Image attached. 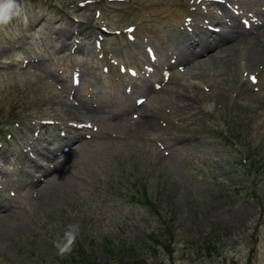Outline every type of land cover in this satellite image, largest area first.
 <instances>
[{"label": "rangeland", "instance_id": "rangeland-1", "mask_svg": "<svg viewBox=\"0 0 264 264\" xmlns=\"http://www.w3.org/2000/svg\"><path fill=\"white\" fill-rule=\"evenodd\" d=\"M228 1L264 18V0ZM17 2L0 30V119L21 125L0 138V264H71L78 248L104 264H264V25L199 0ZM221 21L243 33L229 60Z\"/></svg>", "mask_w": 264, "mask_h": 264}, {"label": "clouds", "instance_id": "clouds-1", "mask_svg": "<svg viewBox=\"0 0 264 264\" xmlns=\"http://www.w3.org/2000/svg\"><path fill=\"white\" fill-rule=\"evenodd\" d=\"M23 14L24 9L17 0H0V30L8 26L14 18L21 17ZM76 234L77 233L73 230L67 231L65 233V240L67 243L65 244L64 241H57L54 242L55 246L63 251L65 247L74 243Z\"/></svg>", "mask_w": 264, "mask_h": 264}, {"label": "trees", "instance_id": "trees-1", "mask_svg": "<svg viewBox=\"0 0 264 264\" xmlns=\"http://www.w3.org/2000/svg\"><path fill=\"white\" fill-rule=\"evenodd\" d=\"M6 124H7V122H4V121H2L0 119V127L3 126V125H6ZM240 154L242 155L241 157L243 158L242 161H244V164H246L247 157L244 156L243 151H241ZM250 174H251V172H250ZM145 203H147V205H150L148 200H146ZM165 232L167 233V241L168 242L167 241L166 242L165 241L164 242L158 241V242H156V244L157 245H161L164 249H168L169 248V244H171L170 242L173 240L174 237L172 236L171 230L169 228H166ZM218 239H219V237H217L215 239L216 243H217ZM213 245L214 244H212V246H211V244L209 245L208 243L205 244L206 250L209 251L210 250V246H211V248H213ZM76 251H77L76 254H75L76 257L72 255V258H70L72 260V261H70L71 264H104V263H98V262L96 263L95 260H91V259H89L87 257L85 258L86 253L80 248H78ZM106 264H109V263H106ZM121 264H148V263H147L146 260H144L142 258H139V257H136L134 255V256H131L128 260H126L125 263L122 262Z\"/></svg>", "mask_w": 264, "mask_h": 264}, {"label": "bare ground", "instance_id": "bare-ground-1", "mask_svg": "<svg viewBox=\"0 0 264 264\" xmlns=\"http://www.w3.org/2000/svg\"><path fill=\"white\" fill-rule=\"evenodd\" d=\"M236 30V29H235ZM233 35H227L226 37H224V40H223V44L225 45H229L228 47H225L223 52L221 54H223V57L224 58H227L228 60L237 56L238 54V51L237 49H235L234 45L236 42H241L242 38V34L241 33H238V31H232ZM213 46H215V48H217V44H214ZM185 47V46H184ZM186 49V47H185ZM254 50V48L252 49V51ZM203 99V102L204 103H207V97H202ZM88 110L85 109V108H78V111L76 110L77 114H85ZM140 127L141 129L144 128V127H148L150 124H149V120L147 118H143L141 119V122H140Z\"/></svg>", "mask_w": 264, "mask_h": 264}]
</instances>
